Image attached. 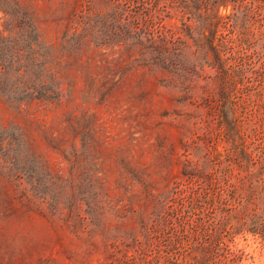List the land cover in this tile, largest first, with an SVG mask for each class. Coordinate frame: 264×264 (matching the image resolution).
<instances>
[{"label":"rangeland","instance_id":"obj_1","mask_svg":"<svg viewBox=\"0 0 264 264\" xmlns=\"http://www.w3.org/2000/svg\"><path fill=\"white\" fill-rule=\"evenodd\" d=\"M13 1L32 17L40 38L54 46L70 13L83 4ZM129 61L119 48L88 47L78 57L59 58L63 96L57 102L16 106L0 98V264H101L111 248L128 247L121 234L139 232L153 197L178 181L183 207L198 185L215 188L207 195L213 201L217 185L234 186L239 196L229 199L228 220L218 237L206 231L211 237L205 264H264V99L259 97L264 88L252 82L256 89L249 106L243 114L237 107L244 121L243 150L250 158L239 165L222 136L212 130L211 141L206 139L214 102L201 96H211L209 85L202 94L195 87L181 102L166 73ZM255 138L262 144L258 150L248 144ZM194 139L201 158L191 153L188 158L198 171L206 155L230 154L226 182L209 166L197 182L182 174L183 144ZM170 204L177 209V201ZM146 229V241L139 243L144 239L138 235L128 254L146 244L149 258L158 249L168 250L175 264H186L194 254L189 245L197 243L185 240L178 225L149 223Z\"/></svg>","mask_w":264,"mask_h":264},{"label":"trees","instance_id":"obj_2","mask_svg":"<svg viewBox=\"0 0 264 264\" xmlns=\"http://www.w3.org/2000/svg\"><path fill=\"white\" fill-rule=\"evenodd\" d=\"M0 14V98L7 103L57 102L63 96L60 57H78L88 47L119 48L130 65L166 73L167 85L182 94L181 102L192 97L195 87L202 88V94L209 85L211 96H201L214 102L211 130L205 135L213 130L222 136L239 165L250 159L243 150L247 148L243 147L240 130L244 121L238 118L237 107L243 114L249 106L250 93L256 89L252 82L264 88V0H83L81 8L67 18L57 46L40 38L32 17L17 2L0 0ZM172 18L174 21L167 25L165 21ZM199 80H203L200 85ZM259 97L264 99V90ZM206 139L211 141L209 136ZM255 141L248 143L252 150L264 144ZM3 147L0 138V151ZM201 150L195 139L183 144L182 174L197 182L209 166L226 182L230 154L222 159L216 154L210 159L206 155L198 171L190 159L201 158ZM214 189L209 184L191 188L183 207V182H176L167 192L153 197L152 209L140 220L139 232L121 236L132 248L138 235L144 239L139 243L146 241L149 223L170 229L178 225L185 232V240L197 243L189 245L194 254L186 264H205L211 237L206 231L212 230L218 237L228 220L229 199L239 197L234 186L224 190L217 185L213 201L207 195ZM173 201H177V209L172 208ZM148 246L132 254H128V247L111 248L101 264H175L168 250L158 249L149 258Z\"/></svg>","mask_w":264,"mask_h":264}]
</instances>
